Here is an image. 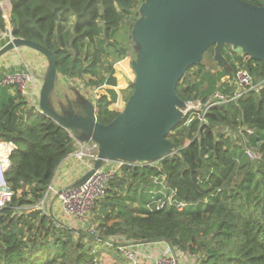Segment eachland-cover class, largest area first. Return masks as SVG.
I'll list each match as a JSON object with an SVG mask.
<instances>
[{
	"label": "trees",
	"instance_id": "obj_1",
	"mask_svg": "<svg viewBox=\"0 0 264 264\" xmlns=\"http://www.w3.org/2000/svg\"><path fill=\"white\" fill-rule=\"evenodd\" d=\"M144 1L0 0V32H6L8 12L11 35L52 51L57 72L69 78L97 76V56L103 50L108 74L87 85L115 87L113 65L128 56V48L115 36L135 5ZM243 1L264 6V0ZM206 52L213 55V47ZM225 58L229 66L218 64L221 71L211 74L194 66L187 71L196 68L197 81L182 79L176 86L182 101H198L203 109L191 112L188 124L186 119L172 129V153L157 163L125 164L109 181L105 198L95 206L97 231L104 236L87 232L85 226H66L36 207L69 154L71 138L29 106L18 90L10 95L9 87H0V98H5L0 140L13 147L6 174L13 194L0 209V264H98L103 254L119 251V244L135 242H164L179 261L193 255L191 260L186 255L190 264H264V65L250 59L245 64L259 83L257 90L205 108L216 90L232 94L224 78L233 75L234 61L240 58L230 56L233 63ZM110 95V100L100 96L96 101V119L102 125L118 115L108 109L115 102ZM229 127L253 130L246 146L260 154L258 159H250L243 145L235 146L225 133ZM242 170V179L234 183ZM163 201L159 207L157 202Z\"/></svg>",
	"mask_w": 264,
	"mask_h": 264
},
{
	"label": "water",
	"instance_id": "obj_2",
	"mask_svg": "<svg viewBox=\"0 0 264 264\" xmlns=\"http://www.w3.org/2000/svg\"><path fill=\"white\" fill-rule=\"evenodd\" d=\"M140 13L131 31L136 54L131 62L135 78L128 83L132 93L124 110L108 125L97 121L94 102L77 91L75 100L66 98V106L59 104L56 109V58L45 46L15 38L10 30L9 41L0 48V57L21 47L45 57L39 113L79 143L98 146L90 171L59 194L80 187L108 162L150 164L169 156L173 143L168 136L188 116V105L176 95V86L210 47L218 64L228 66L221 49L230 46L264 65V6L243 0H145Z\"/></svg>",
	"mask_w": 264,
	"mask_h": 264
},
{
	"label": "crops",
	"instance_id": "obj_3",
	"mask_svg": "<svg viewBox=\"0 0 264 264\" xmlns=\"http://www.w3.org/2000/svg\"><path fill=\"white\" fill-rule=\"evenodd\" d=\"M5 20H6V32H0V48H2L5 44H7V42L10 39L11 25L9 21L8 12H6ZM71 21L73 23L72 19ZM119 63L120 61L117 62V64ZM46 69H47L46 58L40 53L27 47H21L15 50H11L0 57V79L5 74H11L15 72H25L31 76V81L27 85L28 100L27 98L25 99L29 106H34L36 109L38 104V96L42 86L43 77L45 75ZM82 77H78V78H82ZM75 78H69L65 75L58 73V79L55 84V93L53 98V103L58 111H59V104L66 106V98L69 100H75L76 91L77 93H79V95L84 97V95L77 87V84L74 83ZM224 81L226 80L224 79ZM129 82L130 81H127V83ZM102 86H104V90L100 94V96H106V98L110 100L111 99L110 94H114L115 102L109 105L108 109L117 114L121 113L125 108V105L123 108L124 103H123L122 94L126 90V87L124 86L120 87L119 82L117 80L115 87L108 85H102ZM14 92H15L14 88L8 89V93L10 95H13ZM100 96L96 98V101ZM4 99L5 98L3 97L0 98V104L4 102ZM94 106H95V115H96V102H94ZM0 143L3 144V146H5L9 150L13 149L12 145L6 144V142L0 140ZM80 144H85V143H79L74 138H71L69 154L61 161V163L57 167L53 179L51 180V183L49 185L50 190L47 189L43 199L36 206L42 212L54 217L59 222L72 228H73V224L71 223L76 219L73 216L65 213L59 201V193L61 190L71 187L75 182L80 180L86 173H88L92 167V162L96 159L95 155H93L91 158H84V159L79 158L76 155V153H78L80 149ZM108 165L109 163H106L103 168L108 167ZM166 245L167 244L164 242L142 244L137 247V251L139 253L142 252L143 254H146V252L153 250L151 247H155L154 248L155 253L153 252L154 255L152 256H156L157 253L158 254L161 253V248H164V246ZM157 248L160 250L157 251ZM180 261L178 260L179 264Z\"/></svg>",
	"mask_w": 264,
	"mask_h": 264
},
{
	"label": "built area",
	"instance_id": "obj_4",
	"mask_svg": "<svg viewBox=\"0 0 264 264\" xmlns=\"http://www.w3.org/2000/svg\"><path fill=\"white\" fill-rule=\"evenodd\" d=\"M233 52L235 54H230L229 52L228 54L231 57H239L240 60L234 61L235 71L232 78L234 88L232 94L227 95L221 93L220 90H216L209 98V101L207 105H205V108L225 103L228 100H236L244 93L257 90L258 86L255 84L253 76L250 74V72L245 66L249 58L243 53L238 54L236 51ZM30 81L31 76L28 73L15 72L3 75L0 79V87L14 88L18 90L24 98H28L27 85ZM227 82H231L230 78ZM187 111L188 116L186 118V124H188L192 119V116H189L191 112H189L188 107ZM229 130H226L225 133L228 137L231 138L232 141L239 139V137L232 135L234 133ZM238 131L237 132L242 137L243 147L247 156L252 160L258 159L259 156L257 155V153H255L252 149L246 146V137L252 135L253 130L244 127L238 128ZM97 150L98 146L94 142L80 144V149L78 153H76V155L81 159L91 158L93 155L96 156ZM10 152L11 150L7 149L5 146H3V144L0 143V209L3 208L10 201L13 194L6 179V174L9 167ZM108 163V167L95 171V173L80 187L75 189H68L63 193L59 194V201L65 213L73 216L81 225H85V215L88 214L97 205V203H99L105 198L109 181L112 180L113 177L117 174V172L121 169V167L126 164L122 162ZM48 190H50V187H48ZM157 204L159 207H162L165 203L163 201L157 202ZM175 205L179 210H181L184 206L183 203H176ZM137 247L138 246H134L133 244H126V246L122 247V245L119 244V250L125 252L126 257L131 260L129 261L132 264H139V261L137 262L135 260L136 254L138 255L137 250H135ZM165 258V256H162L161 259L156 260V263L158 264L160 263V261L165 262ZM177 263L179 264L178 260H175L172 264Z\"/></svg>",
	"mask_w": 264,
	"mask_h": 264
},
{
	"label": "rangeland",
	"instance_id": "obj_5",
	"mask_svg": "<svg viewBox=\"0 0 264 264\" xmlns=\"http://www.w3.org/2000/svg\"><path fill=\"white\" fill-rule=\"evenodd\" d=\"M142 3L140 4H137L135 5V8H134V12L133 14L126 18L125 20H123V23H122V28L119 29V31L117 32V35L115 36L119 43L125 47L128 48V56H126L123 60L120 61L119 64L115 63L113 65V69H114V77L116 78V80L119 82V86H124L126 87V90L123 92V108H124V105L125 103L127 102L128 100V96L129 94L132 92V88L131 86H128V83L127 81H130V82H133L134 81V78H135V74H134V71L132 70V67H131V62L133 60H135V57H136V54L134 52V49H133V41H132V38H131V31H132V28L135 24V22L137 20H139L142 16V13H140V7H141ZM6 16V13L5 15ZM133 20V23H132V27L131 29L129 30V24H130V21L129 20ZM66 28H68V30H71V27H72V21H70L69 23L66 24ZM102 40V38H101ZM107 43H109V41H107ZM105 46V45H103ZM102 46V47H103ZM104 48V47H103ZM233 51H236L234 50L233 48H231L230 46H227L225 48H223L222 52H224V55L225 57L229 58V60H231L230 56L228 55V52L230 54H234ZM238 54L241 53L239 50L236 51ZM92 53L90 54V56L86 55L84 60H87L89 59L88 61H85L84 62V65L88 64L90 59L92 58ZM229 56V57H228ZM233 58V61L235 59V57H232ZM97 60H98V64H97V76H90V75H84L82 78H75L74 79V83L77 84V87L79 88V90L81 91V93L84 95V97L88 98L89 100H92L93 102H96V98L98 96H100V94L103 92L104 90V86H100V87H97V86H93V85H87V82H89L90 80H92V82H100L99 80H101L102 78H105L108 74L107 72V67H108V64L105 62V53L104 51H99L98 52V56H97ZM108 60H112L113 61V57L110 56L108 58ZM227 61V59H226ZM111 62V61H109ZM232 62V60H231ZM233 63V62H232ZM228 61H227V65H228ZM199 65H201L203 67V69L211 74H215L216 72L218 71H221L222 68L218 66V63L213 59V55L212 53H208V52H205L204 55H203V58L201 59ZM198 65V66H199ZM119 66H122L121 69H119ZM198 66H195V67H198ZM229 66V65H228ZM230 71H232L230 69ZM197 72V69H191L189 70V72L187 71L186 74L184 75V77L182 78L184 81H186L187 83H193L195 81H197V79L199 78L198 77V74L196 73ZM234 74V72H233ZM233 78V75L231 76H227L225 77L224 79L226 80V82L228 81V79L230 78L231 82L230 83H227L228 86H230L231 88H234V85H233V82H232V78ZM256 85L259 86V83L256 82ZM232 90V89H231ZM28 100V98H27ZM187 107L189 109V112H200L202 111L203 107L201 105L200 102L196 101V102H188L187 103ZM229 129L232 131V135H235L237 137H239V139H236L234 141H232L235 146H240V145H243V142H242V137L239 135V131H238V128H230ZM238 131V132H237ZM171 133L169 134L168 138L170 137ZM184 142L185 143H188V138H184ZM262 144V143H261ZM260 145V144H259ZM258 145V149L260 151V146ZM257 149V151H258ZM261 154L263 155L264 154V151L261 150L260 151ZM257 155L259 156L260 154L257 153ZM243 172L244 170H242L241 172L239 171L235 178H234V183H238L242 177H243ZM98 211L95 209V207L88 213L85 215V225H81L79 222H77V219L74 220L71 224H73V226H80V227H84L83 229L87 230V232H92L95 234V236H104L102 231H97V224H98ZM112 221L108 222V224H110ZM115 240H118L117 237H115ZM118 242V241H117ZM153 250L149 251V252H146V254H143L142 252L138 253V255L136 254V257H135V260L138 262L139 261V264H157L156 263V260H159L161 259L162 256H165V262H161L158 263V264H172L175 260H178L176 255H174L173 251L171 250V248L169 246H164V248H161V253L158 254L156 256H152L154 255V251H155V247H151ZM137 250V248L135 249ZM160 249L157 248V251H159ZM123 252V253H122ZM154 252V253H153ZM153 253V254H152ZM187 256H189L188 254H186ZM186 255H184L180 261V264H190L192 262H188L187 263V260L185 261L186 258H188ZM138 256V257H137ZM190 260L191 259H195L193 257V255L189 256ZM130 259H128L125 255V252L124 251H117V250H114L112 251L111 253H105L103 254L99 259H98V264H132L130 261ZM134 264V263H133Z\"/></svg>",
	"mask_w": 264,
	"mask_h": 264
}]
</instances>
